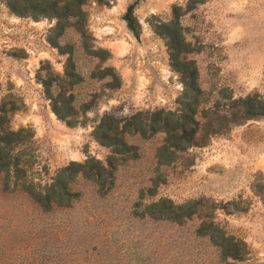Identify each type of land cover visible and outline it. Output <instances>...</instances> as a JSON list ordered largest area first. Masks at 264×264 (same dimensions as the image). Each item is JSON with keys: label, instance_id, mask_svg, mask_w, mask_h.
<instances>
[{"label": "rangeland", "instance_id": "374dc122", "mask_svg": "<svg viewBox=\"0 0 264 264\" xmlns=\"http://www.w3.org/2000/svg\"><path fill=\"white\" fill-rule=\"evenodd\" d=\"M83 1L89 45L109 54L102 61L82 51L73 28L56 35L55 19L16 15L0 0V109L10 130L30 133L15 147L24 151L25 178L44 186L71 161L104 165L93 179H75L77 196L67 206H38L20 182L0 187V264H264V116L212 133L201 115L202 107L230 115L231 99L264 97V0ZM133 2L138 38L123 19ZM173 20L186 41L179 59L198 71L196 102L184 95L190 90L161 34ZM70 50L83 81L65 92L90 105L71 125L53 112L41 83L48 72L64 76ZM108 66L118 84L99 78ZM189 102L197 105L196 145L156 158L168 135L129 133L120 161L94 140L104 114L145 121L162 111L175 119ZM159 198L196 201L197 215L184 223L155 219L147 205ZM212 236L237 242L238 258L224 257Z\"/></svg>", "mask_w": 264, "mask_h": 264}, {"label": "trees", "instance_id": "16d2710c", "mask_svg": "<svg viewBox=\"0 0 264 264\" xmlns=\"http://www.w3.org/2000/svg\"><path fill=\"white\" fill-rule=\"evenodd\" d=\"M193 1V0H190ZM136 2L126 7L123 19L126 22L128 30L134 37L140 35V24L133 15V8ZM6 5L16 15L29 16L34 19L39 17H49L55 19L54 32L56 35H63L67 28H73L80 38L82 51L90 57L102 61L109 56L107 50L102 48H92L87 40V33L84 27L86 12L84 10L83 0H6ZM168 38V48L170 49V59L176 61L174 69L181 75L184 89V95L193 98L195 102L198 96L203 94L198 84V71L193 60L184 59L181 54L186 52L185 38L178 20L170 21L166 24L165 31H162ZM66 71L64 76L54 75L48 72L42 76L41 83L45 88L47 95L52 102V110L56 116L69 125L72 124V118L78 114L79 109L86 110L89 104L77 103L75 94H67L66 87L75 85L83 81L82 75L77 71L73 59V50L69 51ZM92 77H96L95 69L91 70ZM99 78H107L109 85L111 80L118 84L119 77L113 68L108 66L99 72ZM54 87L55 91H52ZM230 115L227 110L222 114L211 107H202L201 115L207 118L205 124L208 132L216 133L224 131L228 124H238L246 120L264 116V97L258 93H251L243 97L231 99ZM185 113L172 119L171 113L162 111L154 112V116L147 120L138 121L135 116L119 119L112 114H104L99 123L93 130L94 140L100 145L112 148L110 150V159L120 156V161L126 159V154L130 150V145L125 140V135L140 132L141 134H152L158 131L168 135L163 145L158 149L156 158L170 152L174 153L184 149L187 145H196L193 141L198 130V124L194 119L197 105L191 102L186 103ZM0 187L4 191H10L20 182V186L25 192L42 208H49L55 205H70L76 198L77 193L72 189V184L79 175L93 179L92 170H101L102 165L94 158H88L83 163L71 161L61 167L52 180L44 185L33 183L27 180L24 175L23 166L19 165L21 155L24 151H15L17 144L28 140L30 133L27 129L20 128L17 131L10 130L5 124V109H0ZM216 121V126L213 124ZM107 164L114 169L113 162ZM196 201L184 203H174L168 198H159L147 205L148 214L155 219H165L176 223H184L196 214ZM201 233V229H198ZM212 240L220 248L224 257L238 258V244L232 238L222 237ZM236 247V253L231 252V248Z\"/></svg>", "mask_w": 264, "mask_h": 264}]
</instances>
